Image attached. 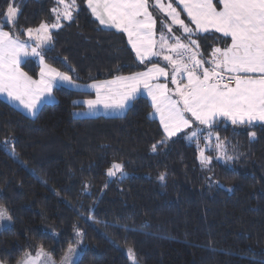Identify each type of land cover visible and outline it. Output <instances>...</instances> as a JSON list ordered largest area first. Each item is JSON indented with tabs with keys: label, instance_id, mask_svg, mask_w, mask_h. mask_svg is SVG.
Segmentation results:
<instances>
[{
	"label": "trees",
	"instance_id": "trees-1",
	"mask_svg": "<svg viewBox=\"0 0 264 264\" xmlns=\"http://www.w3.org/2000/svg\"><path fill=\"white\" fill-rule=\"evenodd\" d=\"M7 3L0 0V14ZM77 3L76 19L53 31L48 64L80 82L162 64L138 62L123 32L100 25L86 0ZM19 6L17 27L4 30L21 39L23 29L52 19V0H19ZM204 35L205 55L210 46H224ZM21 67L39 76L35 59ZM53 95L35 117L0 97V206L13 217L0 228V262L17 264L43 246L56 264L69 247L76 248L78 264H134L129 247L135 264H264V125L219 124L228 154L239 158L217 160L209 150L214 158L208 171L185 139L152 151L164 134L145 96L123 115L76 117L73 111L92 93L62 86ZM9 137L19 159L3 148ZM113 162L125 165L123 179L106 176Z\"/></svg>",
	"mask_w": 264,
	"mask_h": 264
},
{
	"label": "snow or ice",
	"instance_id": "snow-or-ice-1",
	"mask_svg": "<svg viewBox=\"0 0 264 264\" xmlns=\"http://www.w3.org/2000/svg\"><path fill=\"white\" fill-rule=\"evenodd\" d=\"M175 3L182 5V9L178 10L173 0H152V3L86 0L87 9L100 25L127 34L140 63L158 56L167 67L153 64L144 72L84 86L95 90V98L83 103L89 112L101 107L123 112L143 90L159 114L164 134L159 145H152V151L173 138L185 139L195 145L201 167L211 171L214 157L208 154L209 150L217 160L228 162L239 158L228 154L226 141L216 131L219 124L228 121L232 125H264V0H175ZM55 5L50 10L53 22L42 21L35 28L22 30L26 40L21 39V33L4 30L17 27L22 14L19 0H8L0 14V94L18 101L33 117L54 89L63 85L82 87L69 72H62L45 60V50L53 45V31L63 27L65 21L73 22L74 13L80 12L77 0H55ZM153 8L167 20L161 21L159 33L157 18L150 10ZM181 11L187 15V23L181 18ZM206 33L224 46H210L205 55L200 40L208 38ZM27 58L39 60L38 79L21 67ZM169 77L172 88L160 82L162 78L168 81ZM248 135L256 138L255 131ZM11 143L5 141L4 150ZM126 175L125 165L120 162H113L106 170L109 178L123 179ZM158 179L164 182L166 174L160 173ZM12 219L8 210L0 206V228L7 227ZM76 235L83 237L78 229ZM127 253L135 264L134 249L129 247ZM77 256L76 248L69 247L60 264H78ZM17 264H56V261L40 246L35 256L26 252Z\"/></svg>",
	"mask_w": 264,
	"mask_h": 264
},
{
	"label": "rangeland",
	"instance_id": "rangeland-1",
	"mask_svg": "<svg viewBox=\"0 0 264 264\" xmlns=\"http://www.w3.org/2000/svg\"><path fill=\"white\" fill-rule=\"evenodd\" d=\"M52 1H53V6H52V8H53V7H55L56 5H55V0H52ZM150 3H152V0H150ZM150 10L153 12V15L157 18V29L160 30L161 28H159V27H161V21L164 20V22L166 23L167 20H166L165 17H163V15H162L157 9L153 8V9H150ZM74 14H75V13H74ZM51 16H52V14H51ZM53 20H54V17L52 16V19H51V21H50L49 23L53 22ZM65 22H67V21H65ZM63 23H64V22H63ZM173 31L176 32V29L174 28ZM157 32L159 33L160 31L157 30ZM124 34H125L126 37H127V34H126V33H124ZM176 34H180V33L177 32ZM127 38H128V37H127ZM24 39L26 40V39H27V36H25ZM152 58L161 61L163 64H166V62H165L161 57L155 56V57H152ZM152 58H151V60H152ZM27 59H28V58H27ZM33 59H35V60L38 62V64H39V60H37L36 58H33ZM137 60H138V59H137ZM145 61H150V60H145ZM138 62H140V61L138 60ZM39 65H40V64H39ZM168 70H169V72L171 71L170 67L168 68ZM145 71H146V70H145ZM139 72H144V71H139ZM135 73H137V72H135ZM132 74H134V73H131V74H123V75H118V76H129V75H132ZM115 77H116V76H115ZM115 77H113V78H106V79H100V80H94V81H91V82H80V81H76V80H75L77 84H79V85L82 86V87L79 88V89L74 88V87H72V86H70V85H63V87L70 88V89H73V90H78V91H84V92L92 93V95H91L90 97L85 98L84 100L81 101V102L83 103V101H85V100H87V99H94V98H95V90H94V89H91L90 87H84V86L91 85L92 83L97 82V81L111 80V79H114ZM33 78H34V77H33ZM38 78H39V76L36 77V78H34V79H38ZM162 79H163V78H162ZM162 79H161V81H160L161 83H168L169 88L174 87V86L170 83V77H169V80H168V81H162ZM2 96H3L4 98H7V101H9V103L13 104L14 106H16L17 108H19L20 110H22L25 114L31 116V115L27 112V110L24 109L23 106L19 104L18 101H13V100L9 99V98H8L6 95H4V94H2ZM139 96H145V97H147V98L149 99L150 103L152 104L151 98H150V97L147 95V93L144 92L143 90H141V93H138L136 97H139ZM54 101H55V97H54V95L52 94L51 97H48V98H46L45 100L42 101L40 107H41L44 103H49V102H54ZM133 101H134V100H132V101L129 102V106L132 104ZM83 105H84V107H82V108H78V109H75V110L73 111V114H74L76 117H91V116H98V115H107V116H110V115H123V114L126 112V110L128 109V108H127L125 111H123V112H119V111L104 110V109L101 107V109H100L99 111H96V112H89V111H87V105L84 104V103H83ZM150 117L155 118V119H157V120L159 121V114L155 113L154 109H152V111L150 112ZM159 122H160V121H159ZM6 141H11V142H13V138H12V137H9V138H7ZM188 142H189V141H188ZM4 143H5V142H4ZM202 143H203V142H202ZM11 144H12V143H11ZM8 151H9L11 154H13V155L15 156L16 159H19L18 156H17L16 154L13 153V151H12V149H11L10 147L8 148ZM221 160H222V159H221ZM222 161H224V160H222ZM123 250L126 252V249H125V248H123Z\"/></svg>",
	"mask_w": 264,
	"mask_h": 264
},
{
	"label": "crops",
	"instance_id": "crops-1",
	"mask_svg": "<svg viewBox=\"0 0 264 264\" xmlns=\"http://www.w3.org/2000/svg\"><path fill=\"white\" fill-rule=\"evenodd\" d=\"M173 3H174V6H177V8H178V10H180V9H182V5H177L176 3H175V0H173ZM181 18L182 19H185V22L187 23L188 22V19H187V15H186V13H184L183 11H181ZM159 28H161V27H159ZM158 31H160L159 29H157ZM207 34V33H206ZM217 35H219V34H217ZM230 42V41H229ZM152 59H154V58H152ZM160 67H167V64H158ZM153 65H151L150 67H152ZM150 67H148V68H150ZM147 68V69H148ZM146 69V70H147ZM143 71H145V70H143ZM111 78H113V77H111ZM162 81H165L164 79H162ZM0 97H2L3 99H5L6 101H7V98H4L3 96H2V94H0ZM9 102V101H8ZM13 105V104H12ZM16 107V106H15ZM19 109V108H18ZM22 111V110H21Z\"/></svg>",
	"mask_w": 264,
	"mask_h": 264
}]
</instances>
